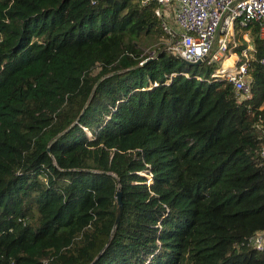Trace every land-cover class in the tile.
Instances as JSON below:
<instances>
[{
  "label": "trees",
  "instance_id": "16d2710c",
  "mask_svg": "<svg viewBox=\"0 0 264 264\" xmlns=\"http://www.w3.org/2000/svg\"><path fill=\"white\" fill-rule=\"evenodd\" d=\"M156 6L0 0V264H264L256 26L241 98L165 49Z\"/></svg>",
  "mask_w": 264,
  "mask_h": 264
},
{
  "label": "built area",
  "instance_id": "2783aa9c",
  "mask_svg": "<svg viewBox=\"0 0 264 264\" xmlns=\"http://www.w3.org/2000/svg\"><path fill=\"white\" fill-rule=\"evenodd\" d=\"M147 1L157 4L154 14L161 18L160 27L168 40L165 49L186 62L205 57L208 62L219 63L211 77L230 83L241 98L249 94L247 67L254 47L245 28L256 26L262 44L259 62L264 65V0H141V3ZM160 7L172 13L174 28L165 21L166 16L171 15L163 13ZM241 40L246 44L237 53L235 48ZM227 57H231V61L224 64ZM260 120L264 122V117ZM256 128L258 154L264 162V125ZM245 245L264 252V229L252 233Z\"/></svg>",
  "mask_w": 264,
  "mask_h": 264
},
{
  "label": "rangeland",
  "instance_id": "374dc122",
  "mask_svg": "<svg viewBox=\"0 0 264 264\" xmlns=\"http://www.w3.org/2000/svg\"><path fill=\"white\" fill-rule=\"evenodd\" d=\"M160 9H161V11L163 12V13H166V14H172L171 12H170V10L169 9H167V8H165V7H160ZM171 17H172V15L171 16H169L168 15V17L166 16V18H165V21H166V23L171 27V28H174V25L172 24V22H171ZM159 42H163L164 44H165V46H166V43H167V38H165V37H161L159 40H158ZM240 41V40H239ZM158 46V43H153V45L152 46H144L143 48H142V50H143V54L144 55H148V56H152L154 53H155V48ZM228 58V60H227V62L226 63H228V62H230L231 61V57H227ZM227 58H225V60H224V63H225V61H226V59ZM202 65H204V63H200V64H198V66H197V70H196V73L197 74H199L200 76H203V74H204V67L202 66Z\"/></svg>",
  "mask_w": 264,
  "mask_h": 264
},
{
  "label": "water",
  "instance_id": "95a60500",
  "mask_svg": "<svg viewBox=\"0 0 264 264\" xmlns=\"http://www.w3.org/2000/svg\"><path fill=\"white\" fill-rule=\"evenodd\" d=\"M204 60H205V57L199 58V59L195 60L194 62H186L184 60H182V61L187 63V64H190V65H198L201 62H203ZM47 151H49L48 148H47ZM115 201L117 204V209H116L114 224L117 222L119 215H120V212H121V192H120L119 188H117L116 192H115Z\"/></svg>",
  "mask_w": 264,
  "mask_h": 264
},
{
  "label": "bare ground",
  "instance_id": "6f19581e",
  "mask_svg": "<svg viewBox=\"0 0 264 264\" xmlns=\"http://www.w3.org/2000/svg\"><path fill=\"white\" fill-rule=\"evenodd\" d=\"M227 60H228V58L226 59V61H225V62H227ZM224 64H226V63H224Z\"/></svg>",
  "mask_w": 264,
  "mask_h": 264
},
{
  "label": "crops",
  "instance_id": "0c3cea01",
  "mask_svg": "<svg viewBox=\"0 0 264 264\" xmlns=\"http://www.w3.org/2000/svg\"><path fill=\"white\" fill-rule=\"evenodd\" d=\"M226 63V62H225Z\"/></svg>",
  "mask_w": 264,
  "mask_h": 264
}]
</instances>
